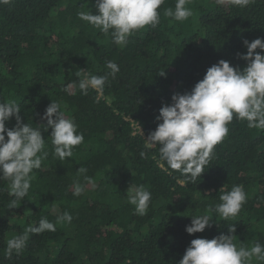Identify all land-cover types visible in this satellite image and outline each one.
I'll use <instances>...</instances> for the list:
<instances>
[{
  "label": "trees",
  "instance_id": "1",
  "mask_svg": "<svg viewBox=\"0 0 264 264\" xmlns=\"http://www.w3.org/2000/svg\"><path fill=\"white\" fill-rule=\"evenodd\" d=\"M95 2L0 4V102L15 101L22 120L36 127L46 124L45 110L56 101L84 134L73 156L61 162L53 154L51 129H41L49 155L33 170L29 193L17 208L8 207L14 199L10 182L0 180V264H179L191 240L227 235L231 225L238 246L264 245V129L249 128L246 120L234 117L201 177L184 184L178 183L184 179L178 171L161 167L158 145L144 147L159 123V109L171 104L173 94L190 92L220 60L246 66L237 53H247L243 40L264 38V0L245 7L228 0H191L186 6L193 15L183 22L164 17L162 10L174 9L176 2L165 0L159 25L133 33L124 47L79 18L88 8L96 14ZM108 60L120 72L109 78L103 96L94 89L87 95L78 88L71 95L63 90L79 80V69L103 75ZM15 124L12 118L6 127ZM79 167L88 170L93 183L75 196ZM130 184L151 191L146 215L135 214L127 202ZM236 184L248 197L239 214L227 221L214 217L212 227L189 235L185 226L191 216L214 215L209 209L220 203V189L226 185L230 191ZM65 211L73 216L70 224L30 234L19 255H5L13 235L29 224L38 226L42 217L55 223ZM252 264L264 262L253 258Z\"/></svg>",
  "mask_w": 264,
  "mask_h": 264
},
{
  "label": "clouds",
  "instance_id": "2",
  "mask_svg": "<svg viewBox=\"0 0 264 264\" xmlns=\"http://www.w3.org/2000/svg\"><path fill=\"white\" fill-rule=\"evenodd\" d=\"M14 0H0V4L9 5ZM228 2L245 7L253 0H228ZM165 0H96V14L91 9L80 11L78 16L93 28L103 34H110L112 42L124 47L133 33L148 26L156 28L161 19L158 11ZM191 0H176L174 9L164 8V17L176 21H186L193 15L186 5ZM224 4L225 0H217ZM247 48L246 54L237 53L240 59L246 61V66H230V62L220 60L206 71L204 78L197 82L190 92L175 93L171 104H163L159 109L156 129L148 134L144 147H159L161 167L166 164L173 171H178L182 180L178 183L196 181L210 164L214 147L221 143L229 134L228 125L234 117L247 121L249 128L264 129V38H256L249 42L243 40ZM260 49V52L256 50ZM106 71L103 75H94L87 69H79L78 81L68 83L63 89L73 94L78 88L83 95L89 89H94L98 97L103 96L105 85L109 78L115 79L120 72L117 63L106 61ZM159 75L164 76L165 72ZM98 102V100H97ZM21 108L15 101L0 102V180L9 181V195L13 196L8 207L17 208V202L24 200L31 188L34 169H40L42 162L48 157L46 139L41 129L47 132L51 129V144L54 155L64 162L73 156V148L84 142L83 132L78 131V125L71 117H66L61 104L51 101L46 108L43 119L46 124H36V127L25 123L21 116ZM15 118L12 128L6 127V122ZM141 133V127L139 129ZM7 137V138H6ZM144 157L146 153L141 151ZM87 169L79 167L73 180L75 190L73 195L80 196L85 191V184H92L93 179L86 175ZM171 174V173H170ZM83 178L81 182L80 178ZM226 185L220 189L219 200L209 212L191 216V224L185 226V231L191 235L201 233L212 227L213 218L220 217L223 221L236 217L243 205L247 203V193L244 186L233 185L230 191H225ZM127 202L135 208V214H147L152 198L151 191L144 185L130 184L127 190ZM73 216L68 211L58 216L56 222H50L42 217L38 226L29 224L20 234L7 240L5 255H19L26 247L30 234L54 232L57 223H71ZM236 227H228V234H221L212 239L196 238L191 240L179 264H252L264 262V245L255 242L251 247L244 243H235Z\"/></svg>",
  "mask_w": 264,
  "mask_h": 264
},
{
  "label": "built area",
  "instance_id": "3",
  "mask_svg": "<svg viewBox=\"0 0 264 264\" xmlns=\"http://www.w3.org/2000/svg\"><path fill=\"white\" fill-rule=\"evenodd\" d=\"M136 129H137V127H136ZM140 133V132H139ZM141 133H142V131H141ZM143 134V133H142Z\"/></svg>",
  "mask_w": 264,
  "mask_h": 264
}]
</instances>
